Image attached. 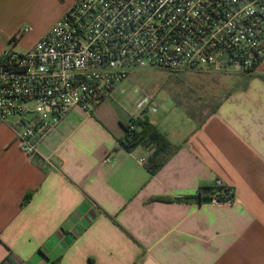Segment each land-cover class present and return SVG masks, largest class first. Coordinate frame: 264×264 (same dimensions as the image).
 Here are the masks:
<instances>
[{
	"label": "crops",
	"instance_id": "1",
	"mask_svg": "<svg viewBox=\"0 0 264 264\" xmlns=\"http://www.w3.org/2000/svg\"><path fill=\"white\" fill-rule=\"evenodd\" d=\"M44 1L0 0V58ZM35 30L15 47L49 28ZM193 74L218 79L208 108L123 116L102 110L105 98L72 108L32 156L19 118L0 119V264H264V61L251 74ZM146 118L176 148L155 174V148L121 143ZM215 187L235 200L209 205Z\"/></svg>",
	"mask_w": 264,
	"mask_h": 264
},
{
	"label": "built area",
	"instance_id": "2",
	"mask_svg": "<svg viewBox=\"0 0 264 264\" xmlns=\"http://www.w3.org/2000/svg\"><path fill=\"white\" fill-rule=\"evenodd\" d=\"M30 30L0 58V119L19 118L29 156L72 108L89 110L136 70L251 74L264 61V0H75L33 48L15 51ZM226 188L209 205L232 203Z\"/></svg>",
	"mask_w": 264,
	"mask_h": 264
},
{
	"label": "rangeland",
	"instance_id": "3",
	"mask_svg": "<svg viewBox=\"0 0 264 264\" xmlns=\"http://www.w3.org/2000/svg\"><path fill=\"white\" fill-rule=\"evenodd\" d=\"M67 0L44 1L39 9L40 16L30 17L23 22V28L33 27L35 31L51 28L57 20L56 13ZM73 6V5H72ZM54 23V24H53ZM19 34V33H18ZM21 47H13L17 52H26L33 42L34 32L26 34ZM12 48L8 44L6 49ZM202 74V73H201ZM218 79L211 74L194 75L189 72H168L158 68H145L133 72L107 97L102 110L116 115H137L146 110L149 116L166 107L185 109H206L218 98ZM221 90V86H220ZM107 104V103H106ZM105 106H108V108Z\"/></svg>",
	"mask_w": 264,
	"mask_h": 264
},
{
	"label": "trees",
	"instance_id": "4",
	"mask_svg": "<svg viewBox=\"0 0 264 264\" xmlns=\"http://www.w3.org/2000/svg\"><path fill=\"white\" fill-rule=\"evenodd\" d=\"M15 39L16 37L12 40ZM139 125L141 126L140 131H136V129L132 130L131 127H126L128 132L121 143L128 151H132L140 145L155 148L150 162V170L155 174L168 161L176 148L170 143L166 135L161 133L147 118L139 122ZM210 190L209 188V191ZM211 192L218 194L221 198H225L228 195L226 187H215L212 188ZM163 200L169 201L170 198H163Z\"/></svg>",
	"mask_w": 264,
	"mask_h": 264
}]
</instances>
